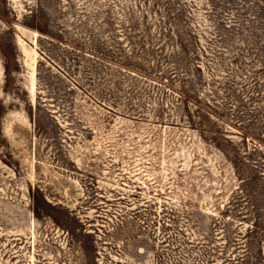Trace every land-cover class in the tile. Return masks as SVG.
<instances>
[{
	"label": "rangeland",
	"instance_id": "rangeland-1",
	"mask_svg": "<svg viewBox=\"0 0 264 264\" xmlns=\"http://www.w3.org/2000/svg\"><path fill=\"white\" fill-rule=\"evenodd\" d=\"M0 264H264V0H0Z\"/></svg>",
	"mask_w": 264,
	"mask_h": 264
}]
</instances>
